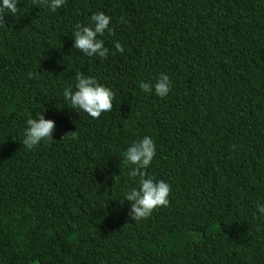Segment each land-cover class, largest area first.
Here are the masks:
<instances>
[{
  "label": "trees",
  "instance_id": "16d2710c",
  "mask_svg": "<svg viewBox=\"0 0 264 264\" xmlns=\"http://www.w3.org/2000/svg\"><path fill=\"white\" fill-rule=\"evenodd\" d=\"M17 7L0 25V264H264V0ZM100 11L114 34L98 36L106 58L88 57L72 33ZM77 72L114 92L110 112L71 108ZM161 73L165 98L140 88ZM38 113L53 140L26 150ZM144 136L145 171L171 191L135 222L125 193L140 178L121 161Z\"/></svg>",
  "mask_w": 264,
  "mask_h": 264
},
{
  "label": "clouds",
  "instance_id": "9594fccd",
  "mask_svg": "<svg viewBox=\"0 0 264 264\" xmlns=\"http://www.w3.org/2000/svg\"><path fill=\"white\" fill-rule=\"evenodd\" d=\"M65 2L66 0H32L33 5L48 7L52 12L62 7ZM18 3L19 0H0V25L5 24L6 13L14 16L18 12ZM110 20L108 15L100 11L91 15V23L88 26L77 24L72 33L73 47L88 57L106 58L109 49L104 46L103 40L98 39V36H103L105 31L114 34L109 27ZM114 47L118 52L123 53L124 47L120 42H115ZM31 75L29 73L30 78ZM75 80V90L72 87H67L63 91L64 99L70 103L72 109H79L92 119H98L102 113L112 110L115 94L111 89L98 83L94 77L86 76L83 72H77ZM140 88L148 94L154 92L156 96L165 98L171 90V81L167 74L161 73L154 84L150 81H141ZM54 129L55 122L45 119L42 113H38L35 119L29 117L23 132L22 143L25 149L32 150L42 141L53 140ZM68 134L75 138L77 131ZM155 155L156 144L150 136L133 141L123 153L121 163L131 168L128 176L140 178L139 186L133 187L125 193V200L131 202L129 216L135 222L147 219L155 209L161 206L167 207L169 204L170 185L163 180L155 181L145 171ZM118 179L119 176H116L115 181ZM257 208L261 216H264V205H257Z\"/></svg>",
  "mask_w": 264,
  "mask_h": 264
}]
</instances>
